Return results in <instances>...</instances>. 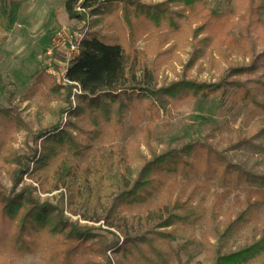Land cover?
Instances as JSON below:
<instances>
[{"label":"rangeland","instance_id":"374dc122","mask_svg":"<svg viewBox=\"0 0 264 264\" xmlns=\"http://www.w3.org/2000/svg\"><path fill=\"white\" fill-rule=\"evenodd\" d=\"M165 1L144 2L160 5ZM207 3L227 15L228 25L204 46V56L191 71L187 66L195 48L211 35L205 29L195 38L193 30L200 23L191 25L189 19L174 15L178 28L165 24L160 33L156 30L143 36L135 47L141 68L151 66L159 53L175 44L159 71L157 90L186 76L214 86L198 95L188 89L159 98L135 90L132 104L119 122L114 114L106 120L100 110L90 115L88 102L81 95L73 97L72 93L71 105L68 89L51 92L52 83L68 85L63 78L67 43L58 45L63 37L76 33L79 22L70 18L65 0H22L14 28L8 32L0 26V109H7L14 120L11 125H0V193L13 190L1 160L5 147L13 145L20 155L30 154L27 137L62 122V129L76 137L77 143L60 144L48 160L49 170L62 162L76 165L79 194L73 193L68 183L58 184L59 190L43 192L32 178L43 155L42 140L35 143L38 157L30 161L22 183L14 188L16 193L35 187L34 197L41 203L59 206L74 225L97 229L111 242L114 235L121 239L125 235L117 230L120 219L129 234L156 238L155 225L177 201L202 206L205 213L193 229L200 246L193 245L185 252L186 239L160 243L169 255V264H214L219 252L236 253L259 239L264 228V0ZM177 10L171 6V11ZM64 30L67 36L60 37ZM96 30L108 33L103 27ZM160 34H169L171 44L159 48ZM124 41L123 37L121 43ZM54 54L61 73L49 65ZM44 70L53 80L38 85L37 78ZM137 75L140 80L142 72ZM124 99L129 100L126 95ZM70 105L72 109L62 114ZM117 106L113 105V111ZM76 107L83 111L73 115ZM168 151L175 159L152 173L150 186L137 198L127 199L110 215L116 181L129 184L154 154ZM249 208L253 209L249 221L235 224ZM35 238L37 245L26 254L0 243V264H106L97 252L99 237L76 252L62 235L46 231ZM107 256L114 264H124L122 253L108 252ZM138 258L128 255L131 264H150Z\"/></svg>","mask_w":264,"mask_h":264},{"label":"trees","instance_id":"16d2710c","mask_svg":"<svg viewBox=\"0 0 264 264\" xmlns=\"http://www.w3.org/2000/svg\"><path fill=\"white\" fill-rule=\"evenodd\" d=\"M144 1L65 0L70 18L79 22L76 32H86V35L81 44L80 56L66 72V80L71 84L65 86L52 83L51 92L59 93L63 88L68 89L67 101L72 105L71 96L77 84L83 92L80 98L88 102L87 109L90 115L100 110L106 120H110L111 115L114 114L121 122L123 112L132 104L131 98L135 90L159 98L161 95L171 96L188 89L195 90V94L198 95L199 92L213 87L214 85L187 79L186 76L180 82L171 83L157 90L156 79L159 71L167 62V55L175 44H171L172 39L169 34H160L159 48L171 44L169 49L159 53L151 66L144 64L141 68L135 46L143 36L156 33V30L160 33L165 24L178 28L174 15L179 19H189L191 25L200 23V26L193 30L195 38H198L205 29H208L211 35L201 39V46L195 48L187 66L191 71L204 56V46L211 42L218 30L222 31L228 25L227 15L209 8L207 0H166L160 5H147ZM21 6L22 0H0V26L6 31H11L17 24ZM171 6L177 7L178 10L171 11ZM100 27L105 28L108 33L96 30ZM123 37L125 41L122 44ZM54 58L55 54L50 59L49 65L58 69L59 66L54 62ZM62 70L59 68V73ZM139 71L142 72L140 80L137 75ZM52 77L44 70L38 76L37 84H43L45 80L52 81ZM124 95L129 98L128 101L124 99ZM114 104L118 106L113 111ZM71 105L63 109L62 114L69 112L72 109ZM76 110L73 115L83 111L77 107ZM13 121L7 109H0V125H11ZM39 140L44 144L43 155L35 164L36 176L32 178L40 185L43 192L59 190L58 184L68 183L71 189L73 188V193L79 194L76 190L79 171L76 165L62 162L49 170L48 160L56 155L60 144L64 141L70 144L77 143L76 137L62 129V122L27 137L26 144L30 146V154L20 155V151H17L13 145H7L1 154V160L11 176L13 190L5 195L0 193V243L8 244L19 254L31 253L37 245L35 236L48 231L54 235H62L65 242L71 246V250L76 252L91 239L99 237L97 252L105 257L106 264H114L107 256L108 252L122 253L124 264H131L128 261L129 254L135 258L140 254V258L150 264L154 261L156 264H169V255L159 246L161 242L186 239L182 248L185 252H188L193 245L200 246L193 229L202 220L205 209L189 202L177 201L171 210L158 220L154 227L156 238L129 234L120 219L117 230L125 235L122 239L114 235L115 241L111 242L100 235L97 229H84L74 225L63 216L59 206L48 202L41 203L34 197L35 187L28 186L20 193H16L14 188L22 183L25 173L30 168V161L38 157L39 151L35 143ZM174 155L170 151L154 154L153 159L145 163L132 182L124 184L122 180H117L116 197L109 209L110 215H115L127 199L137 198L150 186L152 173L169 160L175 159ZM40 170H43L42 174L39 173ZM84 184L88 185L86 180ZM45 186L49 188L45 190ZM88 195L89 191L87 197ZM252 211L253 209L249 208L235 224L248 222ZM28 235L31 238L27 237ZM130 248H137V251L133 252ZM214 264H264V228L261 237L254 238L245 249L230 254L219 252Z\"/></svg>","mask_w":264,"mask_h":264},{"label":"built area","instance_id":"2783aa9c","mask_svg":"<svg viewBox=\"0 0 264 264\" xmlns=\"http://www.w3.org/2000/svg\"><path fill=\"white\" fill-rule=\"evenodd\" d=\"M64 35H59L60 37H63V36H67V32L64 30L63 31ZM66 34V35H65ZM85 33L83 32H76L75 34L73 35H68L69 37L67 38H64L63 37V41H61L58 45V47L64 42V43H67L66 44V55H67V59H66V62L64 64V71H63V78H64V81L67 83V84H71L70 82H68L66 80V72L68 70V68L71 66V64L76 61L78 59V57L80 56V53H81V44H82V41L84 40L85 38ZM76 85V88L73 90V97H75L76 95H82L83 92H82V89L77 85ZM74 102H75V99H73ZM73 102V104H74Z\"/></svg>","mask_w":264,"mask_h":264}]
</instances>
